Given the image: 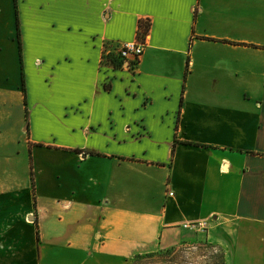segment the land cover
I'll return each mask as SVG.
<instances>
[{
    "label": "crops",
    "instance_id": "1",
    "mask_svg": "<svg viewBox=\"0 0 264 264\" xmlns=\"http://www.w3.org/2000/svg\"><path fill=\"white\" fill-rule=\"evenodd\" d=\"M201 241L264 264V0H0V264Z\"/></svg>",
    "mask_w": 264,
    "mask_h": 264
},
{
    "label": "rangeland",
    "instance_id": "2",
    "mask_svg": "<svg viewBox=\"0 0 264 264\" xmlns=\"http://www.w3.org/2000/svg\"><path fill=\"white\" fill-rule=\"evenodd\" d=\"M119 66H121L119 64ZM25 71V70H24ZM26 89V84H25ZM222 250L206 241L137 256L126 264H223Z\"/></svg>",
    "mask_w": 264,
    "mask_h": 264
},
{
    "label": "built area",
    "instance_id": "3",
    "mask_svg": "<svg viewBox=\"0 0 264 264\" xmlns=\"http://www.w3.org/2000/svg\"><path fill=\"white\" fill-rule=\"evenodd\" d=\"M144 53V46L142 42L119 44L115 47L105 44L102 63L115 64L114 59L120 63V67L128 70H133L136 67L137 61ZM171 195H173L171 193ZM190 230H202L205 228L204 223H192L184 226Z\"/></svg>",
    "mask_w": 264,
    "mask_h": 264
},
{
    "label": "trees",
    "instance_id": "4",
    "mask_svg": "<svg viewBox=\"0 0 264 264\" xmlns=\"http://www.w3.org/2000/svg\"><path fill=\"white\" fill-rule=\"evenodd\" d=\"M149 27H150V24L148 22H141L140 23L139 38H140L141 41H145V39H146V37L148 35V32H149ZM114 63L116 65L120 64L117 59H114ZM23 91H24V94H25V81L24 80H23ZM222 259H224L223 252H222Z\"/></svg>",
    "mask_w": 264,
    "mask_h": 264
}]
</instances>
